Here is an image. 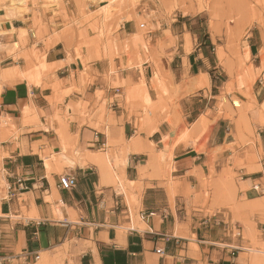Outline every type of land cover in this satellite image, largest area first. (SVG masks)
<instances>
[{
	"label": "crops",
	"instance_id": "crops-1",
	"mask_svg": "<svg viewBox=\"0 0 264 264\" xmlns=\"http://www.w3.org/2000/svg\"><path fill=\"white\" fill-rule=\"evenodd\" d=\"M17 21L2 19L0 32V264H25V260L36 264L41 253L49 254L65 242L75 264H251L242 247L244 240L235 239L232 232L233 227L239 232L244 227L239 221L233 224L232 216L250 222L258 214L249 208L263 198L259 189L240 186L264 185V158L259 154V150L264 153V59L259 53L264 39H250L256 79L252 108L245 114L260 141H255L254 151L261 169L246 174L233 168L240 178L228 181L230 191L225 196L206 182L211 180V168L220 172L230 156H244L247 148L238 146L234 126L224 130L215 122L203 152L181 142L172 145L182 125L194 124L206 109L212 119L211 90L217 86L206 70L209 60L201 43L186 57L189 82L174 75V84L180 87L178 99L167 113L157 110L144 119V102L126 99V92L133 94L140 86L138 68L121 69L117 59L115 73L105 60L84 65L59 42L46 46L37 39L35 59L30 47H13L14 42L20 43L18 29H28ZM11 28L13 32H5ZM131 29L122 25L126 35L133 34ZM26 35L24 41L34 40ZM40 60L47 65L40 72V82L30 83L17 73ZM141 67L145 79L152 66L144 62ZM205 73L207 86L197 90L198 96L180 94V89ZM116 80L126 84L114 86ZM145 82L152 100L154 93ZM108 151H112L109 167L99 168L97 159ZM166 163L171 167L170 182ZM63 174L75 177L74 187L59 184ZM118 176L126 183L132 208L111 184ZM212 178L217 184L218 178ZM218 195L236 200L234 208L230 210L223 201L214 204L211 200ZM59 201L62 219L56 217ZM132 212L139 217L136 224ZM255 223L264 244V224ZM35 254L39 258L34 261Z\"/></svg>",
	"mask_w": 264,
	"mask_h": 264
},
{
	"label": "rangeland",
	"instance_id": "rangeland-1",
	"mask_svg": "<svg viewBox=\"0 0 264 264\" xmlns=\"http://www.w3.org/2000/svg\"><path fill=\"white\" fill-rule=\"evenodd\" d=\"M22 1L19 7H14L9 1L0 0V23L8 17L17 19L18 23L22 22L28 28L24 36H27V32L31 37L34 36L31 42L28 39L20 42L19 48L30 47L34 50L36 59V39L46 46L59 42V46L63 47L67 54H73V57L80 59L84 65L105 60L112 64L110 72L115 73L113 62L117 59L121 69L138 68L140 86L135 88L133 94L126 92V99L136 97L144 102V119L152 118L157 110L164 113L169 111L178 99L180 88L174 84V75L176 79L184 80V83L189 82L186 57L201 43L204 55L209 60L206 70L217 86L211 90L214 97L210 103L215 106L211 113L212 119L209 120L210 111L206 109V114L201 115L197 122L182 125L179 133L172 139V145L181 142L186 146H193L198 152H203L207 148L215 122L224 130L228 125L234 126L233 136L238 146L248 150L244 151L242 157L238 154L230 156L220 172L211 168V180L206 182L212 191L217 190L225 196H228L230 191L228 181L240 178L239 174L232 172L233 168L243 169L246 174L261 169L254 151L255 141H260L245 114L252 108V87L256 79L249 57V43L250 39L254 41L257 37L264 39V0ZM7 12H10V15L7 16ZM124 23L128 27L131 26L133 34L122 33ZM13 47L18 50L15 42ZM259 53L264 59V48L260 49ZM19 56L28 59L26 53H20ZM144 62L152 66V72L145 78L154 93L152 100L146 91V82L141 72ZM31 66V69L36 67L34 73L38 77L40 72L47 68L43 60L35 66L31 62ZM201 80L200 75L194 83L180 89V94L198 96L197 90L207 86L204 83L202 87H198ZM125 84L126 81L117 80L113 83L114 86ZM108 144H111V140ZM259 154L264 158L261 150ZM102 156L110 160L112 151ZM168 158L170 161L171 154H168ZM114 164L116 166V163ZM229 164H232V167H228ZM165 167L170 182V163H166ZM214 176L218 178L217 184L212 178ZM112 184L118 192H121L123 186V189H126V183L119 176L113 178ZM257 184L258 182L242 184L240 189L248 190ZM263 186L259 187L263 198L249 208L258 214L256 218H250V222H246L236 215L232 216L233 224L239 221L244 227L242 232L233 227L232 232L235 239L241 237L244 240L242 247L245 255L251 257V264H260V258H264V244L259 240L260 232L255 226V222L264 224ZM127 199L132 208L133 199L129 198V194ZM211 201L218 206L223 201L224 206L230 210L236 203V200L223 199L220 195ZM206 212L211 213L212 209ZM131 217L136 224L139 217H134V214ZM46 255L40 257L36 264H75L74 254L70 252L67 242ZM256 258L259 259L255 260Z\"/></svg>",
	"mask_w": 264,
	"mask_h": 264
},
{
	"label": "bare ground",
	"instance_id": "bare-ground-1",
	"mask_svg": "<svg viewBox=\"0 0 264 264\" xmlns=\"http://www.w3.org/2000/svg\"><path fill=\"white\" fill-rule=\"evenodd\" d=\"M9 1V4L11 5V6H14V7H19L18 5L21 3V2H23L22 0H7V2ZM6 15L8 16V15H10V12H7L6 13ZM9 18V17H8ZM7 19V18H6ZM13 20V19H12ZM17 30V29H16ZM13 32V28H11V29H9V30H7V31H5V32ZM0 32H3V29L1 28V23H0ZM26 33V29L25 28H19L18 29V36H19V40H20V42H23L24 41V38H23V36H24V34ZM33 33V32H32ZM33 36V35H32ZM26 39V38H25ZM19 42V41H18ZM19 44H21V43H17V42H15V46L16 47H18L19 46ZM15 58H17L18 59V57L16 56ZM20 59V58H19ZM24 59V58H23ZM16 60V59H15ZM35 66V65H34ZM35 68L36 67H34V68H32L31 70H26V71H21V70H17V73L20 75V76H22L23 78H25L27 81H29L30 83H38V82H40L39 80H38V76L37 75H35V73H34V71H35ZM18 74H16V75H18ZM207 74L205 73L204 75H201V78H202V80L198 83V87H202V85L204 84V83H206V80H208L207 79ZM243 78H244V75L242 76ZM28 82V83H29ZM41 83H42V80H41ZM34 118V117H33ZM24 121V120H23ZM124 152H122V154H123ZM91 154V153H90ZM121 154V155H122ZM88 155V154H87ZM93 156H94V154H93ZM90 157V158H89ZM95 157H97V156H94V158ZM124 157V156H123ZM93 158H91V155H89L88 156V160L90 161V162H92L93 160H92ZM97 160H99V161H97ZM96 161L98 162V164L100 165V167L99 168H104V169H106V168H108L109 167V165H108V157L107 158H104L103 159V157H101V155H100V159H97ZM53 161H55V159H53ZM121 161L123 162V160L121 159ZM83 163V162H82ZM85 163V162H84ZM94 163V162H93ZM95 164V163H94ZM49 166V165H48ZM113 166V165H112ZM113 168V167H112ZM107 170V169H106ZM113 170V169H112ZM114 171V170H113ZM108 172L109 171H107V175H108ZM109 174H111L110 172H109ZM104 175V174H103ZM110 177H112L111 175H110ZM107 180V179H106ZM106 182V181H105ZM110 183V182H109ZM130 183H132V182H130ZM104 184V183H103ZM112 184V183H111ZM120 186H121V184H119ZM124 187V186H123ZM123 187H121L122 188V190H121V188H120V190H121V193L122 194H124V196L127 198V190L126 189H123ZM125 188V187H124ZM62 208V204H61V201H59V204L58 205H56V214H57V218H59V219H62V218H65V214H64V212H63V210L61 209ZM66 208V207H65ZM72 215V214H71ZM72 217H73V215H72ZM67 219H68V217H67ZM133 222V221H132ZM134 223V222H133ZM143 223V222H142ZM141 223V224H142ZM144 224V223H143ZM132 226V225H131ZM143 226V225H142ZM134 227V226H133ZM41 255H42V253H41ZM43 255H45V254H43ZM42 255V256H43ZM42 256H40V257H42ZM47 256V255H46ZM46 256H45V259L47 260V258H46ZM44 257V256H43ZM44 258H43V260H45ZM259 258H256L255 260H258ZM41 260V259H40ZM50 260V259H49ZM48 260V261H49ZM52 260V259H51ZM254 260V261H255ZM260 261V260H259ZM258 261V262H259ZM46 263H47V261H46ZM255 263H257V262H255ZM255 263H253V264H255ZM260 263V262H259ZM38 264H42V263H38Z\"/></svg>",
	"mask_w": 264,
	"mask_h": 264
},
{
	"label": "built area",
	"instance_id": "built-area-1",
	"mask_svg": "<svg viewBox=\"0 0 264 264\" xmlns=\"http://www.w3.org/2000/svg\"><path fill=\"white\" fill-rule=\"evenodd\" d=\"M59 184L66 189L72 188L75 186V177L73 175H69V174H63L60 176L59 178ZM252 188L256 191L259 189V184L257 185H253ZM263 191H264V186H263ZM155 252H157L158 254H161L162 251L160 249H156ZM19 257H15V259H17ZM39 258L38 254H35L33 256V260H37ZM14 258L12 260H15ZM11 261V259H10ZM25 264L27 263V260H25Z\"/></svg>",
	"mask_w": 264,
	"mask_h": 264
}]
</instances>
